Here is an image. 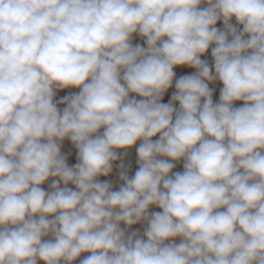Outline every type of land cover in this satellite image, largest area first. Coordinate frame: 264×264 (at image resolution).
Masks as SVG:
<instances>
[{
  "label": "clouds",
  "instance_id": "1",
  "mask_svg": "<svg viewBox=\"0 0 264 264\" xmlns=\"http://www.w3.org/2000/svg\"><path fill=\"white\" fill-rule=\"evenodd\" d=\"M138 141L135 174L121 163L118 190L100 181ZM82 253L264 264V0H0V264Z\"/></svg>",
  "mask_w": 264,
  "mask_h": 264
},
{
  "label": "rangeland",
  "instance_id": "2",
  "mask_svg": "<svg viewBox=\"0 0 264 264\" xmlns=\"http://www.w3.org/2000/svg\"><path fill=\"white\" fill-rule=\"evenodd\" d=\"M200 7H207L206 4H202ZM232 24L234 26H236L238 29L242 30V25H238L237 22L235 21V18H233L232 20ZM216 27L218 29L223 30V21H218ZM132 43L134 45L139 44L141 46H145V40L144 38L140 37L138 34H134L133 35V39H132ZM202 60H205L208 62L209 66L212 67L213 73H214V61L213 58L211 56V47L209 48L208 52L205 53L204 55L201 56ZM174 71L176 73V77L175 79H178L179 77L183 76V75H192L196 73V69L191 68V67H187V66H177L176 68H174ZM175 79L173 81V86L171 88L168 89V91L164 94V97L162 99V103H169L171 101V96L172 94L175 92ZM209 87L210 89H212L213 91V101L214 103H218L219 102V95H220V89L223 87L222 83H220L219 81H215L212 83H209ZM79 89L77 88H69V89H63L57 92L55 100L59 101V99L65 95H68L70 93H78ZM131 96H134L136 99H142L141 97L137 96L136 94H130ZM243 105L242 101H237L234 102V107H241ZM177 108L179 107L178 102L175 105ZM58 107L62 110L65 105L63 104H58ZM103 129H101V133H102ZM153 139H158L157 137H154ZM139 141L137 142V145L134 146L131 149L127 150V155H122L121 159H118L117 161L113 162V170L112 172L107 176H101L98 179L100 181H110L112 183L113 186V190H118L119 186L122 184V181L119 179V165L121 163H123L125 165V167L128 169V174L129 176H133L135 174V171L138 169V165L136 163L137 160V156H136V147L139 146ZM121 153H123L124 150H118ZM61 152L63 154L66 155L67 157V163L69 164V166H74L78 160H77V151L74 147V145H72V143L69 140H65L62 143L61 146ZM173 171H179L182 172L183 171V161H180L178 163H176V167L173 169ZM52 182V178H49L48 181L45 182V184L41 185V187L45 190V191H50V184ZM70 188L74 189V185L69 184L68 185ZM61 187H63V184L61 183ZM150 212H158L161 211V209H159L156 206H152L149 209ZM121 227H125L123 224L121 225ZM146 227V224L144 223H139L136 225H133L131 228L128 229V232H132V231H137L141 236H143V231L144 228ZM52 237H44L45 240L51 239ZM175 243H180L181 242V238L177 237L175 238ZM87 255H89V253H82L81 256L79 258H77V260H75L73 262V264H80V260L85 258ZM38 264H43L42 261L38 262Z\"/></svg>",
  "mask_w": 264,
  "mask_h": 264
}]
</instances>
